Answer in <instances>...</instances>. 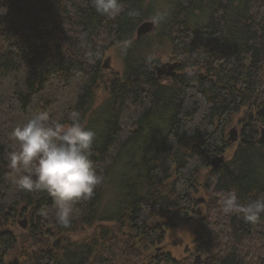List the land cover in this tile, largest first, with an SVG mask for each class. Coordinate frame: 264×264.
Segmentation results:
<instances>
[{
    "label": "trees",
    "instance_id": "obj_1",
    "mask_svg": "<svg viewBox=\"0 0 264 264\" xmlns=\"http://www.w3.org/2000/svg\"><path fill=\"white\" fill-rule=\"evenodd\" d=\"M120 4L109 18L91 0H0V264L15 249L20 264H264V214L252 225L221 206L232 192L242 205L264 199V0ZM146 20L156 28L138 40ZM113 47L121 74L104 67ZM177 59L176 76L161 81L155 66ZM242 111L226 161L227 130ZM37 112L65 123L78 113L95 132L100 183L73 204L67 228L47 192L12 184L11 131ZM204 169L206 211L196 212L193 252L158 251L168 230L192 221ZM19 212L31 214L21 235L9 226ZM86 227L94 232L83 241L49 245L50 234Z\"/></svg>",
    "mask_w": 264,
    "mask_h": 264
},
{
    "label": "clouds",
    "instance_id": "obj_2",
    "mask_svg": "<svg viewBox=\"0 0 264 264\" xmlns=\"http://www.w3.org/2000/svg\"><path fill=\"white\" fill-rule=\"evenodd\" d=\"M96 12L114 18L120 0H91ZM158 19H163L160 16ZM70 123L34 113L11 131L12 149L7 162L14 173L12 184L20 191H44L52 198L56 219L65 228L72 222L73 204L90 199L100 176L91 159L95 132L84 125L78 113ZM226 215L242 214L245 223L256 225L264 214V199L242 205L235 192L222 200Z\"/></svg>",
    "mask_w": 264,
    "mask_h": 264
},
{
    "label": "rangeland",
    "instance_id": "obj_3",
    "mask_svg": "<svg viewBox=\"0 0 264 264\" xmlns=\"http://www.w3.org/2000/svg\"><path fill=\"white\" fill-rule=\"evenodd\" d=\"M135 37H136V33H135ZM109 62H107V66H108V71L113 72V73H122L123 72V62H122V58L119 55V51H118V47H113L111 48L107 53H106V57L104 58V61L108 60ZM177 60H164L162 61V63H166V62H176ZM253 112H251L252 114ZM246 119V112L242 111L241 113L235 115L232 119V123L231 125L228 127V132L232 129L237 127L239 129V131L243 129L244 126V121ZM262 128H264V123L260 124L258 129H259V133H260V137L262 136L261 134V130ZM238 146V142L233 143L231 146H229V148L226 150L224 157L225 160L228 161L232 158L235 149ZM206 169L202 170V172L200 173V175L197 177V183H199L200 185V191L198 194H196V198L200 199V198H205V192L203 190V184L205 181V176H206ZM199 201H197V206L195 207V213L192 214V221L189 223H183L181 224L179 227L177 228H173L167 231L166 233V238L163 241V243L158 244L157 247H163L164 248V252H168L171 253L172 256H174L177 259H183L185 257H187V255L190 252H193L194 248H195V235H194V230L196 228V226L198 225V221H199V216L197 215V211L201 210L202 212L206 211V205L205 204H201L198 203ZM24 212H19L18 215H16L15 220L11 221L9 223L10 229L12 231H15V233L17 235H21L24 234L27 231H24L22 229V227L19 225V222H23L24 221ZM29 218V216H28ZM30 220V219H29ZM110 226V224L108 225ZM94 232V229H90L88 227H86L84 230L78 232V233H59L56 235H51L49 236V245L53 248L54 242L59 239V237L61 235H65L64 239H60V241L58 242V248L62 249L66 246H68L69 244H73V243H78L80 241L85 240L87 237H89L92 233ZM20 258V251L19 249H15L12 252H10L3 261V264H15V260L16 258Z\"/></svg>",
    "mask_w": 264,
    "mask_h": 264
},
{
    "label": "water",
    "instance_id": "obj_4",
    "mask_svg": "<svg viewBox=\"0 0 264 264\" xmlns=\"http://www.w3.org/2000/svg\"><path fill=\"white\" fill-rule=\"evenodd\" d=\"M156 28V23L153 20H146L142 22L136 29V39H141L143 36H146L150 33H152ZM107 62H109V59L105 61V68H108ZM181 67V62H166L161 63L160 65L155 66V71L157 74V77L159 79H162L163 77H173L177 74V70ZM262 136L260 137V140H264V128L261 130ZM228 144H233L238 141V131L236 128H232L228 133ZM224 163V157L219 156L212 160L211 165L214 169L218 168L220 165ZM199 203L203 204L205 202L204 198L198 199ZM198 214L201 215L202 211L199 210Z\"/></svg>",
    "mask_w": 264,
    "mask_h": 264
},
{
    "label": "flooded vegetation",
    "instance_id": "obj_5",
    "mask_svg": "<svg viewBox=\"0 0 264 264\" xmlns=\"http://www.w3.org/2000/svg\"><path fill=\"white\" fill-rule=\"evenodd\" d=\"M179 61V60H178ZM177 73H178V71H177ZM176 76V75H175ZM174 77V76H173ZM173 77H170V78H168V77H163L162 79H160L161 81H163V82H171V80H172V78ZM236 129H237V131H238V141L237 142H239L240 141V136H241V133H242V131L240 130L239 131V129L237 128V127H235ZM229 133V132H228ZM228 133H227V138H228ZM24 215V221L23 222H19V225L22 227V229L24 230V231H28L30 228H31V214H30V212H24L23 213ZM28 216H29V218H28ZM30 219V220H29ZM9 230V229H8ZM63 233H66V232H63ZM68 233H70V232H68ZM52 234H50L49 236H51ZM65 238V235H61L60 237H59V239H57L55 242H54V245H53V249H55L56 251L57 250H60L57 246H58V242L60 241V239H64ZM161 250H164V248L163 247H159L158 248V251H161ZM15 264H20V259H19V257L18 258H16V260H15Z\"/></svg>",
    "mask_w": 264,
    "mask_h": 264
}]
</instances>
